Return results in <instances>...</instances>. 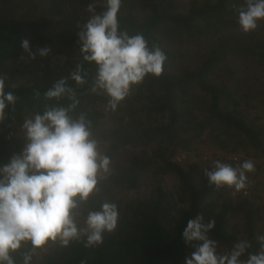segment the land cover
I'll return each instance as SVG.
<instances>
[{
	"label": "trees",
	"instance_id": "1",
	"mask_svg": "<svg viewBox=\"0 0 264 264\" xmlns=\"http://www.w3.org/2000/svg\"><path fill=\"white\" fill-rule=\"evenodd\" d=\"M14 1L0 0V8ZM34 1L30 16H0V78L5 91L17 97L0 122V165L26 145V118L42 113L45 105L73 103L68 93L44 97L66 78L79 100L70 114L86 115L101 154L112 161L99 191L77 211L99 208L104 199L120 210L119 225L104 233L103 244H50L39 264H185L202 241L185 242L182 232L189 219L200 215L205 223L215 220L207 236L217 242L219 253L244 238L252 243L250 251H256V236L262 234L258 178L252 179L248 196L241 190L234 194V188L209 185L204 169L212 161L174 159L178 152L209 145L242 153V161L263 157L254 164L256 170L264 168V26L250 33L239 30L234 9L242 0H122L121 28L143 32L150 44L163 49L167 61L159 78L148 76L133 86L116 111L107 109L110 98L102 90L91 92L98 66L84 61L79 38L92 15L87 5L95 4L99 13L104 0ZM24 39L35 58L22 47ZM43 48L50 49L45 56L39 54ZM78 65L83 85L70 78ZM126 147L135 154L128 161H114ZM215 160L231 164L218 156ZM167 178L173 182L167 184ZM76 219L84 226L82 216Z\"/></svg>",
	"mask_w": 264,
	"mask_h": 264
},
{
	"label": "clouds",
	"instance_id": "2",
	"mask_svg": "<svg viewBox=\"0 0 264 264\" xmlns=\"http://www.w3.org/2000/svg\"><path fill=\"white\" fill-rule=\"evenodd\" d=\"M121 7L122 0H104L103 10L97 13L96 5L88 4L86 11L92 15L79 33L84 61L98 66L91 92L102 90L110 98L107 109L112 111L132 93L133 86L148 76L159 78L167 61L163 49L150 44L143 32L121 28ZM234 10L243 33L255 31L264 21V0H242ZM22 47L35 58L27 39ZM49 51L43 48L39 54L45 56ZM80 73L78 65L70 74L77 85L86 83ZM65 93L73 103L68 107L45 105L42 113L26 118L22 129L28 142L8 163L0 165V264H33L34 257L39 264L41 252L57 242L61 248L73 242L92 248L103 244L104 233L114 232L119 225V206L107 199L99 208L77 211L99 191L101 180L111 172L112 161L101 154L86 115L74 118L70 114L79 100L66 78L56 81L44 97L50 100ZM16 99L11 91H5V81L0 78V122ZM254 171L251 159L238 166L215 160L210 169H204V175L216 189L240 191L247 187L248 173ZM77 215L82 216L84 226L78 225ZM215 223L214 219L205 223L202 215L187 221L182 232L185 242L202 243L185 257V264H264V234L256 236V251H250L252 243L244 238L219 253L217 242L207 236Z\"/></svg>",
	"mask_w": 264,
	"mask_h": 264
},
{
	"label": "rangeland",
	"instance_id": "3",
	"mask_svg": "<svg viewBox=\"0 0 264 264\" xmlns=\"http://www.w3.org/2000/svg\"><path fill=\"white\" fill-rule=\"evenodd\" d=\"M35 1L34 0H15L12 4H10L7 7H1L0 8V16L2 15H7V14H12L15 13L16 15L19 16H30L32 14V11L35 8L34 5ZM264 26V21H260L259 22V26L258 28H261ZM52 51L55 52L54 49H51ZM186 62V60H185ZM34 63V62H31ZM37 66V64H35ZM33 67V66H31ZM264 111V108L262 110V113ZM254 114L257 112V110L252 111ZM25 136V133L23 131L22 133ZM28 142V141H27ZM26 142V143H27ZM221 153L220 151L215 150L213 147H210L209 145H204V146H200L199 149L195 150V151H191V152H178L176 154V156L174 157L175 160L178 161H184V160H191V161H197V162H203L206 163L208 161H212L215 159L216 156H218V154ZM135 154V151L130 148V147H126L123 148L122 150H120L115 157L113 158L114 161H128L133 155ZM238 154V153H237ZM240 155V162H242V157L244 156V154H238ZM244 158V157H243ZM246 159H251L253 160V162H260L262 158H254L253 156H249ZM262 162V161H261ZM258 171V172H257ZM264 176V168H262V170H256L252 173H248V183H247V188H248V195L250 194L251 190V186H252V179L253 180H257L258 178V183H260L261 187H258L261 191V197L260 199H258V202L261 203L262 208L260 210V215L262 216L261 221L259 222V227H258V231L261 232L262 234H264V186L262 185L264 182H262V179ZM173 182L172 178H167V184H171ZM240 191H234V194L239 193ZM244 196H248L245 195L243 193ZM232 246L228 247V249H230Z\"/></svg>",
	"mask_w": 264,
	"mask_h": 264
},
{
	"label": "built area",
	"instance_id": "4",
	"mask_svg": "<svg viewBox=\"0 0 264 264\" xmlns=\"http://www.w3.org/2000/svg\"><path fill=\"white\" fill-rule=\"evenodd\" d=\"M220 152L221 153L218 154V157L230 161L233 166H238V164L240 163V156L238 154H236V153H225V152H222V151H220ZM241 191L245 195L248 194L247 193L248 192V188L247 187L242 189Z\"/></svg>",
	"mask_w": 264,
	"mask_h": 264
}]
</instances>
